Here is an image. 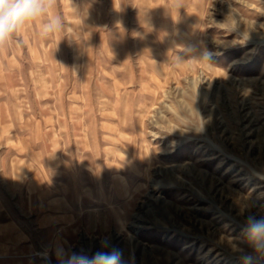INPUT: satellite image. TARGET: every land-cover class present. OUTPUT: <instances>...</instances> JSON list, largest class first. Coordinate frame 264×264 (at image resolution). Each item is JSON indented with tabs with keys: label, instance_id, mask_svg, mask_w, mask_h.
I'll return each mask as SVG.
<instances>
[{
	"label": "rangeland",
	"instance_id": "obj_1",
	"mask_svg": "<svg viewBox=\"0 0 264 264\" xmlns=\"http://www.w3.org/2000/svg\"><path fill=\"white\" fill-rule=\"evenodd\" d=\"M249 216L264 0H53L0 43V264H246Z\"/></svg>",
	"mask_w": 264,
	"mask_h": 264
},
{
	"label": "clouds",
	"instance_id": "obj_2",
	"mask_svg": "<svg viewBox=\"0 0 264 264\" xmlns=\"http://www.w3.org/2000/svg\"><path fill=\"white\" fill-rule=\"evenodd\" d=\"M53 0H0V43L7 41L24 24L41 19L51 8ZM61 20L51 18L41 23L42 35L59 31ZM244 241L252 249L246 254V264H256L264 257V216L256 218L249 216L242 228ZM66 264H122L118 250H100L94 256L73 254Z\"/></svg>",
	"mask_w": 264,
	"mask_h": 264
},
{
	"label": "bare ground",
	"instance_id": "obj_3",
	"mask_svg": "<svg viewBox=\"0 0 264 264\" xmlns=\"http://www.w3.org/2000/svg\"><path fill=\"white\" fill-rule=\"evenodd\" d=\"M197 87V86H196ZM210 142V141H209ZM213 146H216L217 147V145H215V144H213L212 142H210ZM217 148H219V147H217ZM220 150V149H219ZM221 151V150H220ZM249 167H250V165H249ZM178 168H186V166H182V165H179V166H175V167H172V168H170V169H166L165 170V173H167L168 175H169V173L170 174H172V175H174L175 174V172H176V170L178 169ZM251 168V167H250ZM134 225H135V223H134Z\"/></svg>",
	"mask_w": 264,
	"mask_h": 264
},
{
	"label": "built area",
	"instance_id": "obj_4",
	"mask_svg": "<svg viewBox=\"0 0 264 264\" xmlns=\"http://www.w3.org/2000/svg\"><path fill=\"white\" fill-rule=\"evenodd\" d=\"M258 264H264V257H260L257 261Z\"/></svg>",
	"mask_w": 264,
	"mask_h": 264
}]
</instances>
